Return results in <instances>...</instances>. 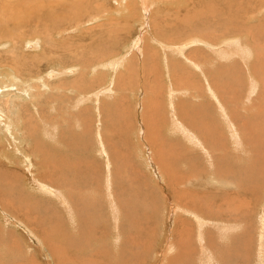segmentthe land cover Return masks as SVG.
<instances>
[{
	"label": "rangeland",
	"instance_id": "374dc122",
	"mask_svg": "<svg viewBox=\"0 0 264 264\" xmlns=\"http://www.w3.org/2000/svg\"><path fill=\"white\" fill-rule=\"evenodd\" d=\"M59 1L4 0L0 3V30L13 29L18 20L29 13L36 16L39 9L44 8L43 12L48 13L46 10L51 7L61 12L63 6ZM120 1L108 2L106 8L111 17L114 16L112 19L65 24L60 30H57L60 27L57 24L51 31V40L47 39L43 29L46 24L35 25V21L32 24L28 19L24 20L27 22L20 32L15 28L11 33L13 42L8 43L9 32L0 37V182L6 178L11 186L24 192L28 200L22 204L42 198L49 204L41 207L42 215L57 211L63 225L81 245L69 247L74 253L72 256L68 251L58 255L63 264H83L80 256L86 255V264H264V8L260 10L257 4H251L244 14L243 5L226 7L218 0H196L197 8L188 2L180 8L162 5L164 8L153 9L147 5L143 7L140 0V4L129 5L127 10L121 8L124 4ZM39 3L43 4L41 8ZM65 6L72 8L68 3ZM222 6L229 14H242L227 23L233 29L227 30L219 20L221 13L226 12ZM246 15L252 16L249 17L251 20H246ZM82 17L86 18L85 15ZM199 19L202 22L208 20L210 27H203ZM104 20L99 37L102 42L99 43V33L96 35L99 30L94 26ZM199 25L201 27L197 28ZM75 29L77 31L73 32ZM86 30L91 34V40L85 41L81 34ZM199 30L203 33H196ZM234 34H238V44L234 51L232 47L229 49L231 59L221 58V50L213 41L217 44L221 38L236 37ZM62 36L63 40L55 43ZM33 39L39 42L37 46ZM97 43L104 49L98 50ZM75 44L84 45L83 48L90 44L89 47L96 46L97 49L88 54L83 50L85 58H73L70 50ZM224 47L221 44V48ZM48 48L49 53H45ZM194 54L207 60L210 56L211 65L202 64L203 57ZM89 55L96 59H92L91 66L85 62ZM81 66L85 68L84 72ZM64 68L73 72L54 75ZM212 76L220 81L229 80V85L218 88L217 92L212 88ZM252 78L258 82L253 90L250 89ZM61 83L81 84L77 88L85 92L90 88L101 91L98 99L93 92L91 104L78 105L75 113V109L64 104L66 100L60 95ZM211 90L217 92L221 104L227 103L225 111ZM218 93H223L222 97ZM66 94V97L70 95L68 91ZM97 103L99 115L95 108ZM62 114L65 121L60 117ZM25 119L31 122V139L25 137V132H31ZM76 119L80 123L75 122ZM41 145L53 149L61 170L65 158L79 156V149L84 150L85 159H72L66 167L71 162L84 164L82 170L90 178L60 174L51 169L54 165L48 168L51 176H44L41 157L36 152V147ZM223 174L228 177H222L228 186L219 181ZM237 179L241 183H235ZM32 180L40 181L34 184ZM70 184L78 192L76 200V195L68 191ZM238 184L246 189L241 186L243 190L237 189ZM205 191L209 192L208 196L203 194ZM4 197L0 198V224L3 225V228L0 225V233L10 232L11 235L5 242L0 234V240L5 242L0 246V264H58L43 240L45 235L38 231V224L32 226L23 219L15 221L10 216L9 211L17 217L22 216L19 200L15 201L11 211L8 204L13 196ZM89 211L94 215L103 212V217L95 216L90 221L84 218ZM59 212H63L65 218ZM81 212H85L84 215ZM219 221H222L220 225ZM81 229L88 230L84 231L87 235L95 233L92 234L95 238L84 235ZM65 236L60 239L61 248L71 240ZM168 244L171 246L167 247ZM4 245H8L9 251ZM100 248L104 250L100 251L101 255ZM89 252L93 257L88 255ZM118 252L125 253L123 260ZM74 255L78 259L74 260Z\"/></svg>",
	"mask_w": 264,
	"mask_h": 264
},
{
	"label": "bare ground",
	"instance_id": "6f19581e",
	"mask_svg": "<svg viewBox=\"0 0 264 264\" xmlns=\"http://www.w3.org/2000/svg\"><path fill=\"white\" fill-rule=\"evenodd\" d=\"M4 0H0V3H4L3 2ZM59 1V0H58ZM121 1H123L122 3L124 4V5H122V3H120V5H122V6H124V7H121L120 5V7L121 8H125V9H127L128 10V6L130 5V6H136V3L137 4H140L141 2H140V0H121ZM120 1V2H121ZM143 2H142V5H143V7H145L144 5H147V7L148 8H153V9H155V8H159L160 6L162 7V8H164V6L166 5L167 7H179L180 5H187L188 4V2H192V4L194 5V3H195V1L196 0H142ZM201 1V0H200ZM218 1H220L221 3H222V5H224V6H226V7H232V6H235V5H243L244 6V14L246 13V12H248V10H249V8L251 7V4H257V6L260 8V10L261 9H263L264 8V2L263 1H258V0H218ZM37 2V1H36ZM44 2H46V1H44ZM61 2H62V6H63V9H62V11L60 12V11H58V9L57 10H55L54 8H51V7H48L47 5V7L48 8H50L51 10H46V11H49L48 13H45V12H43V9H42V11L39 9V11H40V13L39 14H36V16H31L32 14H27V15H25V17L24 18H22L20 21L18 20V24H16V26L15 25H13V29L11 28V29H8V30H6V31H3L2 29L0 30V37H3L4 35L6 36L7 35V33L9 32V34L7 35V38H9V40H8V43L10 42V41H12V36L13 35H11V33H14V31H15V28H16V32L17 31H19L20 29H21V27H23V24H26V22L27 21H24L25 19H28V21H32L31 23L33 24L34 22L33 21H35V25H38V24H41L42 26H44V24H46V26L45 27H43V29H44V31H45V34H46V37H47V39L48 40H51V36L53 35L52 33L53 32H51L52 30H55L56 29V25L58 24V25H60V27L57 29V30H60L61 29V27L63 26V25H65V24H67V25H74V23H76L77 25L78 24H81V23H83V22H89V21H99V20H102V19H105L106 21H107V19H112L113 17H111L112 15H111V12H110V10H108L106 7L108 6V2H109V0H61ZM54 3V2H53ZM52 3V4H53ZM59 3H60V1L59 2H57L56 3V5L55 6H57V5H59ZM66 3H68V4H70L71 6H72V8H67L65 5H66ZM119 3V2H118ZM29 4H30V2H29ZM37 4H38V2H37ZM51 4V5H52ZM191 4V6H193ZM39 5H40V3H39ZM41 5H43V4H41ZM41 5H40V8H41ZM54 5V4H53ZM162 5H164V6H162ZM200 5V4H199ZM54 6V7H55ZM110 6V5H109ZM141 6V5H140ZM155 6H157V7H155ZM190 5H188V7H189ZM195 7L194 8H197L196 7V5H194ZM28 7V6H27ZM35 7H37V6H35ZM177 7V8H178ZM181 7V6H180ZM179 7V8H180ZM187 7V6H186ZM4 8V7H3ZM59 8H60V6H59ZM190 8V7H189ZM201 8V7H200ZM172 9V8H171ZM170 9V10H171ZM199 9V8H198ZM197 9V10H198ZM222 9H224L223 8V6H222ZM120 10V9H119ZM133 9H131V11H132ZM161 10V9H160ZM180 10V9H179ZM178 10V11H179ZM226 12L225 13H221V16H220V21H222V24H223V26L227 29V30H230V29H233V26H231V25H227V23L228 24H230L231 23V20L233 19V18H237V17H239V16H241L242 14H238V13H232V14H229V10H226V9H224ZM113 11V10H112ZM117 11V10H116ZM169 11V10H168ZM167 11V12H168ZM172 11V10H171ZM107 12H108V14H107ZM114 12V11H113ZM121 11H119V13H120ZM164 12V11H163ZM166 12V13H167ZM183 12V11H182ZM198 12V11H197ZM201 12V11H200ZM34 13V12H33ZM169 13V12H168ZM189 13V12H188ZM23 14H24V12H23ZM34 14V15H35ZM116 14V13H115ZM122 14H124L125 15V13H122ZM173 14V13H172ZM184 14V13H183ZM206 14V13H205ZM234 14H235V16H234ZM20 14H18L17 16H19ZM86 16V18H83L82 16ZM110 15V17H108V16ZM127 15V14H126ZM131 15H132V12H131ZM199 15V17H200V14H198ZM133 16V15H132ZM181 16V15H180ZM9 17H11V16H9ZM128 17L130 18L131 16H130V14L128 13ZM244 17H245V15H244ZM249 17H252V16H250V15H246V20H251ZM3 18V17H2ZM6 18V17H5ZM17 18V17H16ZM196 18V17H195ZM202 19H203V17H201ZM211 18V17H210ZM122 19V18H121ZM125 19V18H124ZM207 19V18H206ZM217 19V20H218ZM105 20L104 21H102V22H100V23H98L96 26H94L95 28L96 27H98V30L99 31H97L96 32V35L99 33V35H97L98 37V42L99 43H101L102 42V38H99L100 36H101V30L103 31V29L101 28L102 26H104V22H105ZM218 20V21H219ZM13 21H14V19H13ZM178 21V20H177ZM206 21H208V20H206ZM206 21H204V22H202L200 19L198 20V22H201L200 24L203 26V27H205L206 29H208L210 26H209V24L206 22ZM6 22V21H5ZM182 22H184V21H182ZM225 22H226V24H225ZM54 24V25H51V24ZM193 23H195V22H193ZM14 24H15V22H14ZM159 24V23H158ZM189 24H191V23H189ZM199 24V23H198ZM34 25V26H35ZM6 26H7V28H9L8 26L9 25H7L6 24ZM157 26V25H156ZM201 26L199 25V26H197V28H200ZM3 28H4V26H3ZM50 28V29H49ZM100 28H101V30H100ZM89 29H91V28H89ZM89 29H87V30H89ZM248 29V28H247ZM264 29V28H263ZM263 29H261V30H263ZM87 30H86V32H84V31H81V34L83 33V38H84V40L86 41L87 39H89V40H91L92 39V37H91V34L90 33H88L87 32ZM105 30V29H104ZM186 30H187V28H186ZM201 30V29H200ZM199 30V31H200ZM77 31V29H75L73 32H76ZM118 30H116V32H117ZM158 31V30H157ZM192 31V30H191ZM205 31V30H204ZM20 32V31H19ZM86 33H88V34H86ZM190 33V32H189ZM196 33H203V30L202 31H200V32H196ZM103 34H104V32H103ZM102 34V35H103ZM191 34H192V32H191ZM65 36V35H64ZM64 36H62L61 38H59V40H56L55 41V43H57V42H60V41H62L63 40V38H64ZM187 36V35H186ZM233 36H236V37H234V38H231V39H229V40H227V37H224V38H221V41L219 42V43H217L216 44V42L215 41H213L214 42V44L216 45V47L219 49V50H221V53H220V56H221V58L222 57H226L227 59H231V57H230V55H232L231 54V51L229 50L231 47V49H233L232 51H234V48H236L237 47V44H238V39H237V37H238V34L236 35V34H234ZM203 37V36H202ZM97 38H96V40H97ZM152 38V40L154 39V37H151ZM205 38V37H204ZM219 39H220V37H218ZM106 39V38H105ZM206 39V38H205ZM14 40V39H13ZM194 40V39H193ZM198 40V39H197ZM207 40V39H206ZM34 41V42H33ZM72 41H76V40H72ZM105 41V40H104ZM202 41H204V39L203 40H201V42ZM13 42V41H12ZM32 42L37 46V44L39 43L37 40H32ZM7 43V42H6ZM33 43H32V45H33ZM90 43H91V41H90ZM162 43V42H161ZM11 44V43H10ZM60 43H58V45H59ZM92 44V43H91ZM185 44V43H184ZM201 44V43H200ZM208 44V43H207ZM210 44V43H209ZM221 44H223V47H224V44H226L225 45V47L224 48H221ZM54 45V44H53ZM93 45H95V44H93ZM97 45H98V50H100V48L101 49H104V48H102V46L100 45V44H98L97 43ZM99 45L101 46V47H99ZM11 46V45H10ZM74 46V45H73ZM84 46V45H83ZM83 46L82 47H79V46H77L76 44H75V46L74 47H72L71 49L72 50H70V54H72L73 55V58H85V56H84V53H83V50L86 52V54H88L89 52H92V53H95V51H96V46L94 47V46H92V47H89L90 46V44H87V46L86 47H84L83 48ZM177 46V45H176ZM185 46V45H184ZM208 46V45H207ZM206 46V47H207ZM236 46V47H235ZM51 48H52V45L50 46ZM49 47V48H50ZM55 47H56V45H55ZM178 47V46H177ZM180 47V46H179ZM205 47V46H204ZM211 47H214V46H211ZM216 47H214V48H216ZM49 48H48V51H44L45 53H49ZM50 48V49H51ZM57 48V47H56ZM107 48V47H106ZM7 49V48H6ZM54 49V48H53ZM94 49V50H93ZM207 49V48H206ZM209 50H211V49H209ZM236 50V49H235ZM54 51V50H53ZM57 51V50H56ZM77 51H80V52H77ZM101 51V50H100ZM180 51H182V50H180ZM198 52H200L201 54H202V51H198ZM51 53V52H50ZM79 53H81V55L79 54ZM100 53H102V52H100ZM99 53V54H100ZM108 53V52H107ZM96 54H98V53H96ZM182 54V53H181ZM75 55H77V56H75ZM94 55V54H93ZM93 55H89L90 57H91V59H90V57L89 56H87L86 58H88L87 60L85 59V62L88 64V65H90L91 63H92V59L93 60H95L96 61V59L95 58H92L93 57ZM195 55V54H194ZM197 55V54H196ZM195 55V56H196ZM203 55V54H202ZM202 55H197L198 57H203ZM192 56V55H191ZM94 57H96V56H94ZM233 57V56H232ZM105 58V57H104ZM189 58V57H188ZM209 58H210V56L208 57V60L205 58V57H203L202 59H201V63L202 64H204V65H206V64H209V65H211V62L209 61ZM211 58H213V57H211ZM98 59V58H97ZM106 59V58H105ZM198 59V58H197ZM48 60V59H47ZM100 61H102V60H100ZM114 61V60H113ZM232 61V60H231ZM15 62V61H14ZM196 62V61H195ZM98 63V62H97ZM118 63V62H117ZM199 63H200V58H199ZM200 63V64H201ZM15 64H17V63H15ZM111 64V63H110ZM87 65V66H88ZM86 66V65H85ZM91 66V65H90ZM102 66H105V65H102ZM198 67H200V66H198ZM63 68V67H62ZM81 68H82V72H84L85 70V68L83 67V66H81ZM89 68V67H88ZM109 68V67H108ZM94 69H95V67H94ZM58 70H60L59 68H58ZM204 71V70H203ZM65 72L66 73H71V72H73L72 70H70L69 71V69L68 68H64L63 70H61V71H59V72H54V75L55 76H62V75H64L65 74ZM61 73H63L62 75H61ZM79 74H80V72H79ZM186 74V73H185ZM209 74L211 75L212 73H211V71L209 70ZM53 75V76H54ZM81 75V74H80ZM52 76V75H51ZM50 76V77H51ZM207 76H208V74H207ZM32 77V76H31ZM206 77V76H205ZM249 77V76H248ZM251 77H252V75H251ZM254 77V76H253ZM97 78H98V76H97ZM31 79V78H30ZM65 79V78H64ZM58 80H60V79H58ZM252 80H253V86L250 88L251 90H253L254 88H255V86H256V84L258 83L256 80H254L253 78H252ZM89 81V80H88ZM92 81V80H91ZM183 81V80H182ZM211 81H212V88L213 89H215L217 92L219 91V89L218 88H220V87H222V86H224V87H226V85H229V80L227 81H220L219 80V78H217V77H215V76H212V79H211ZM43 82V81H42ZM100 82V81H99ZM184 82V81H183ZM251 82V81H250ZM110 83V82H109ZM108 84V83H107ZM111 84V83H110ZM209 84H210V82H209ZM250 84V83H249ZM44 85H45V83H44ZM208 85V84H207ZM60 86V88H61V90H62V93L60 94L61 96H63L64 98H65V100H66V103H64L65 104V106L68 104L70 107H71V109H75L76 111H75V113H77V109H79V107H78V105H81V104H84L85 105V103H89V104H91V99H90V97L93 95V92H95V99H98V97H99V91H101V90H99V91H95L94 89H92V88H90V91H88V92H85V91H83V90H79V89H82V88H77V87H80L81 86V84L79 85V84H76V86H71L70 84H68V85H62V83H61V85H59ZM109 86V85H108ZM30 87V86H29ZM39 87V86H38ZM210 87V86H209ZM224 87H222V88H224ZM97 88V87H96ZM104 88V87H103ZM107 88V87H106ZM189 88V87H188ZM211 88V89H212ZM23 89H25V88H23ZM57 89V88H56ZM110 89V88H109ZM193 89V88H192ZM221 91L220 92H222L223 90L222 89H220ZM41 91V90H40ZM68 91V93H70V95L68 96V97H66V92ZM105 91V90H104ZM103 91V92H104ZM211 91H214V90H211ZM226 91V90H225ZM5 92V91H4ZM23 92H25V90H23ZM42 92V91H41ZM183 92V91H182ZM187 92V91H186ZM192 92V91H191ZM216 92V93H217ZM71 93H72V95H71ZM214 93H215V91H214ZM214 94V95H216V97H217V100L219 99L218 98V96H217V94ZM24 94V93H23ZM27 94V93H26ZM219 94V93H218ZM223 94V93H222ZM221 94V95H222ZM225 94H226V92H225ZM240 94V93H239ZM30 95H32L31 93H30ZM65 95V96H64ZM91 95V96H90ZM197 95V94H196ZM220 95V94H219ZM220 95V96H221ZM21 96H23V95H21ZM181 96V95H180ZM222 97V96H221ZM19 98H21V97H19ZM31 98H33V97H30V99ZM93 98V97H92ZM57 100H59L58 98H57ZM72 100H75V102H73V103H71L70 101H72ZM102 100V99H101ZM214 100H216V99H214ZM8 101V100H7ZM10 102V101H9ZM98 102V101H97ZM218 102H219V104H221L222 102L221 101H219L218 100ZM8 103V102H7ZM24 103V102H23ZM58 103H59V101H58ZM70 103V104H69ZM96 104V103H95ZM31 105H33V104H31ZM218 105V104H217ZM226 105H227V103H226ZM225 104H221V107H222V109L225 111V107L224 106H226ZM13 106V105H12ZM63 106V105H62ZM10 107V106H9ZM19 107V106H18ZM81 107V106H80ZM14 108V107H13ZM17 107L15 106V108L14 109H16ZM34 108V107H33ZM64 108V107H63ZM62 108V109H63ZM96 109H97V115H99L100 114V110H99V104L97 103V107H95ZM65 109V108H64ZM13 110V109H12ZM70 109H68L67 111H69ZM219 110V109H218ZM27 111V110H26ZM63 111V110H62ZM84 111V110H83ZM36 112V111H35ZM61 112V111H60ZM79 112V111H78ZM223 112V111H222ZM224 113V112H223ZM226 113V112H225ZM63 114H66V113H63ZM61 115L60 117L61 118H63V119H61V120H63V121H65V118H64V115ZM86 114V113H85ZM192 114V113H191ZM15 115V114H14ZM43 115V114H42ZM49 115V114H48ZM58 115V114H57ZM192 115H195V114H192ZM225 115V114H224ZM16 116V115H15ZM63 116V117H62ZM70 117V116H69ZM73 117V116H72ZM227 117H228V115H227ZM68 119V118H67ZM230 119V118H229ZM20 120V119H19ZM26 120V124L29 126V128L28 129H30L31 128V132H29V134H28V132H25V137L27 136V137H29V138H27V139H31L30 138V136H31V134L30 133H32V126H31V122H29L27 119H25ZM52 120V119H51ZM56 120V119H55ZM4 121V120H3ZM23 121H24V119H23ZM206 121V120H205ZM233 121V120H232ZM5 122V121H4ZM9 122V121H8ZM17 122V121H16ZM57 122H59V120H57ZM67 122V121H66ZM75 122H78V123H80L77 119L75 120ZM20 123V122H19ZM23 123V122H22ZM25 123V122H24ZM99 123V122H98ZM59 124V123H58ZM71 124V123H70ZM37 125V124H36ZM72 125V124H71ZM76 125H77V123H76ZM80 125V124H79ZM100 124H98V126H99ZM24 126V125H23ZM82 126V125H81ZM191 126V125H190ZM5 127V126H4ZM61 127V126H60ZM200 127V126H199ZM231 127V126H230ZM26 128V127H25ZM5 129V128H4ZM19 129V128H18ZM235 129V128H234ZM232 130V129H231ZM23 131V130H22ZM28 131V130H27ZM10 132L11 133H13L12 132V127H10ZM23 133V132H22ZM233 133H234V131H233ZM9 134V133H8ZM28 134V135H27ZM33 135H34V133H33ZM35 136V135H34ZM232 136V135H231ZM33 137V136H32ZM84 138V137H83ZM100 138V137H99ZM81 140V139H80ZM78 141H79V139H78ZM84 140L82 139V142H83ZM28 142V141H27ZM75 142H77V140H75ZM100 143V142H99ZM198 143V142H197ZM46 144V143H45ZM42 146V145H41ZM36 147V152L40 155V157H41V164H42V173H43V175L44 176H51L50 175V173L48 172V168L51 166V165H54L51 169L53 170V171H59V173L60 174H63V175H66L67 176V173H69V174H75V175H78V176H81L80 177V179H86V178H90V176H88L87 175V173H85V171H83L82 169H83V166H85L84 164H80V163H78V164H73V162H71V164H69L67 167H66V165L72 160V159H85L86 158V156L84 155V150H82V149H79L80 150V155L79 156H76V155H72V156H70L69 158H63L64 159V162H63V167H62V170H63V172H62V170H61V165L59 164V162L57 161V160H55L56 158H57V156H56V154L55 153H53L52 151H53V149H51L50 147H45V146H42V147ZM199 146V145H198ZM21 149V148H20ZM26 150V149H25ZM27 151V150H26ZM82 151V152H81ZM28 152V151H27ZM30 152V151H29ZM28 152V153H29ZM35 152V153H36ZM52 152V153H51ZM31 155H33L32 153H31ZM34 156V155H33ZM208 156V155H207ZM176 157V156H175ZM35 159V158H34ZM33 159V160H34ZM62 159V158H61ZM178 159V158H177ZM80 161V160H79ZM36 163V162H35ZM4 164V163H3ZM35 165V164H34ZM6 166V165H5ZM13 166V165H12ZM15 166V165H14ZM35 166H37V164L35 165ZM41 166V165H40ZM39 166V167H40ZM152 166V165H151ZM2 167V166H1ZM3 168V167H2ZM10 168H12V167H10ZM16 168V167H15ZM27 168V167H26ZM7 169V168H6ZM37 169V168H36ZM40 170H41V168H39ZM85 169H87V168H85ZM3 169H1V171H2ZM21 170V169H20ZM14 171V170H13ZM53 171H52V173H53ZM178 171V170H177ZM225 171H227L228 173H231L229 170H225ZM11 172H12V170H11ZM34 172H37V171H34ZM40 172V171H39ZM117 172H119V171H117ZM22 173V172H21ZM116 173V172H115ZM254 173V172H253ZM17 174V173H16ZM41 174V173H40ZM42 175V176H43ZM9 176H10V174H9ZM33 176H35V175H33ZM16 177V176H15ZM40 177V176H39ZM222 177H226V179H228V177L225 175V174H223L221 177H220V179H219V181H221L222 183H227ZM36 178H38L37 177V175H36ZM197 179V178H196ZM109 180V179H108ZM174 180H176L175 178H174ZM187 180V179H186ZM243 180V179H242ZM10 181H11V179H10ZM39 181L40 180H32V182L34 183V184H39ZM50 181V180H49ZM71 181H73V179H71ZM87 181V180H86ZM105 181V180H104ZM166 181H167V179H166ZM198 181V180H197ZM199 181H201L202 182V179L200 178V180ZM247 181V180H246ZM47 182V181H46ZM112 182V181H111ZM177 182V181H176ZM236 182H238V183H241V181H238V179H237V181H235V183ZM244 183H245V181H243ZM248 182V181H247ZM250 182H251V179H250ZM48 183V182H47ZM50 183H52V182H50ZM179 183V182H178ZM190 183V182H189ZM243 183V184H244ZM191 184V183H190ZM201 184V183H200ZM182 185V184H181ZM192 185H194V181H193V183H192ZM21 186V185H20ZM41 186V185H40ZM46 186V185H45ZM54 186H57V185H55L54 184ZM203 186H205L206 187V183H203ZM224 186V185H223ZM225 186H228L227 184H225ZM239 186H241L242 187V185L241 184H238V187ZM248 186V185H247ZM246 186V187H247ZM63 187V186H62ZM116 187V186H115ZM135 187V186H134ZM200 187V186H199ZM237 187V186H236ZM237 187V189H241V187H239L238 188ZM50 188V187H49ZM48 188V189H49ZM110 188V187H109ZM243 189H246V188H244V187H242ZM45 189V188H44ZM98 189V188H97ZM172 189V188H171ZM243 189H241V190H243ZM75 188H74V186L72 185V184H70L69 185V187H68V191L70 192V194H72L71 192H73L74 193V195H76V196H74V197H76L75 198V200L76 199H78L77 197L79 196L78 195V192L76 193L75 191ZM96 190V189H95ZM57 191V190H56ZM67 191V192H68ZM129 191V190H128ZM211 191H213V192H215L214 190H211ZM235 191H238V190H234V192ZM240 191V190H239ZM55 192V191H54ZM59 192H61V191H59ZM92 192V191H91ZM106 192V191H105ZM111 192V191H110ZM109 192V193H110ZM132 192H134V191H132ZM232 192V191H231ZM244 192V191H243ZM49 193L50 194H52V191L50 190L49 191ZM62 193V192H61ZM93 193H95V192H93ZM115 193V192H114ZM113 194V193H112ZM203 194H205V195H207L208 196V194H209V192L208 191H205ZM224 194H225V192H224ZM4 195H9V196H13L12 198H11V202L8 204V206H10L12 209H11V211H13V206L16 204V202L15 201H18L19 200V205H21L22 204V202L24 201V200H28V199H25V198H27L28 196L27 195H24V192H22L21 190H19V189H16V188H14L13 186H11V184L10 183H8V181H7V179L6 178H4V179H2V181L0 182V198L2 199V198H6V197H4ZM93 195V194H92ZM108 195V194H107ZM111 195V194H110ZM121 195V194H120ZM134 195V194H133ZM168 195V194H167ZM171 195V194H170ZM58 196V195H57ZM116 196V195H115ZM115 196H114V198H115ZM62 197V196H61ZM89 197V196H88ZM87 197V200L89 199ZM111 197H113V195L111 196ZM110 197V199H112ZM117 197V196H116ZM60 198V197H59ZM64 198V197H63ZM75 200H72V202L74 203V201ZM84 200V199H83ZM85 200H86V198H85ZM116 200V199H115ZM114 200V201H115ZM106 201V200H105ZM111 201V200H110ZM68 202V201H67ZM80 202H82V200L80 201ZM87 202V201H86ZM112 202V201H111ZM72 203V204H73ZM84 203V202H83ZM82 203V204H83ZM170 203V202H169ZM25 204V205H24ZM62 204V203H61ZM64 204V203H63ZM66 204V203H65ZM81 203H79L78 205H80ZM108 204V203H107ZM116 204V203H115ZM43 205H45L46 207H48L49 206V204H47L46 202H44V200L42 199V198H40V199H37V200H35V201H28V202H24L23 204H22V207H21V213H22V216H19V217H17V215H16V213H10V211H9V214H10V216L12 217V218H14L13 220H15V221H17V219H19V220H21V219H23V220H25L27 223H30L32 226L33 225H35V224H38V225H36V226H38V231H40L41 232V234H44L45 235V239H43L44 241H45V243L47 244L46 246L51 250V252H52V254H53V256L55 257V261L58 263V264H60L61 263V259H62V257L61 256H59V257H61V259H59V257H58V255L59 254H61L62 255V252H69L70 254H71V256L74 254V253H72V250L69 248L70 246H78V247H81V245L80 244H78L77 243V241H76V238L74 237V236H72L71 234H70V232L67 230V228L63 225V223H62V221H61V218H60V216H59V214L57 213V211L55 210V213H51V214H49V212H48V214L49 215H42V213H41V211H42V209H41V207H43ZM113 205V204H112ZM6 206V205H5ZM72 206V205H71ZM75 206H77V205H75ZM118 206V205H117ZM170 206V208H171V206H172V203H171V205H169ZM51 207V206H50ZM193 207L194 208H197L198 207V204L197 205H193ZM44 208V207H43ZM65 208V207H64ZM69 208V207H68ZM83 208V207H82ZM182 208V207H181ZM2 209V208H1ZM46 209V208H45ZM51 209V208H50ZM66 209V208H65ZM79 209V208H78ZM86 209V208H85ZM84 209V210H85ZM88 209V208H87ZM183 209V208H182ZM186 209V208H185ZM188 209V208H187ZM186 209V210H187ZM3 211H5L4 209H2ZM1 210V211H2ZM7 210V209H6ZM152 210V209H151ZM189 210H191V209H189ZM46 211V210H45ZM45 211H44V213L43 214H45ZM79 210H77V212H78ZM86 211V210H85ZM92 211H93V209H92ZM92 211H89V213H85V212H81L82 213V215H84L83 213H85V216H84V218L86 217L88 220H92V219H94V218H102L103 217V212H99L98 214H96V215H94L95 213L94 212H92ZM143 211V210H142ZM180 211V210H179ZM52 212V211H51ZM54 212V211H53ZM71 212V211H70ZM92 212V213H91ZM152 212V211H151ZM183 212V211H182ZM193 213H194V211H192ZM197 214H198V211L196 210L195 211ZM60 214H61V216L62 217H64L65 218V214L63 213V212H59ZM97 213V212H96ZM72 214V213H71ZM149 214V213H148ZM68 215H70V214H68ZM144 215V214H143ZM191 215V214H190ZM194 215V214H193ZM199 215V214H198ZM78 216V215H77ZM80 216V215H79ZM96 216V217H95ZM106 216V215H105ZM195 216H197V215H195ZM202 216V215H201ZM264 216V215H263ZM7 217H8V219L10 218L9 217V215H7ZM41 217V218H40ZM46 217V218H45ZM73 217V216H72ZM82 217V216H81ZM80 217V218H81ZM107 217V216H106ZM110 217H112V216H110ZM150 217V216H149ZM79 218V219H80ZM83 218V217H82ZM109 218V217H108ZM196 218V217H195ZM262 218V217H261ZM151 219V218H150ZM194 219V218H193ZM199 219V218H198ZM202 219H203V217H202ZM207 219V218H206ZM45 220V221H44ZM75 220H77V219H75ZM83 220V219H82ZM262 220V219H261ZM22 221V220H21ZM20 221V222H21ZM29 221V222H28ZM149 221V220H148ZM197 220H195V222H196ZM88 222V221H87ZM100 222V221H99ZM116 222V221H115ZM118 222V221H117ZM200 223H201V221H199ZM206 222V221H205ZM18 223V222H17ZM27 223L25 224V225H27ZM95 223H96V221L94 222V220H93V224L95 225ZM98 223V222H97ZM102 223H104V222H102ZM200 223H198L199 225L198 226H200ZM222 223V221H219L218 222V225H220ZM78 224H80V223H78ZM100 224V223H99ZM189 224V223H188ZM204 224V221H203V223L201 224V226ZM206 224V223H205ZM1 225V224H0ZM87 225V224H86ZM93 225V226H94ZM102 226H103V224H101ZM109 225V224H108ZM217 225V224H216ZM225 225V224H224ZM227 225V224H226ZM225 225V226H226ZM3 225H1V228H3L2 227ZM81 226V225H80ZM92 225H91V223H90V227H91ZM96 226V225H95ZM101 226V227H102ZM200 226V227H201ZM75 227V226H74ZM85 227V226H84ZM83 227V229H86V228H84ZM90 227H88V228H90ZM100 227V228H101ZM200 227H199V229H200ZM221 227V226H220ZM34 228H37V227H34ZM98 228V227H97ZM96 228V229H97ZM100 228H98V229H100ZM98 229H97V231H98ZM102 229H103V227H102ZM115 229V228H114ZM206 229V228H205ZM2 230V229H1ZM76 230H77V228H76ZM101 230V229H100ZM99 230V231H100ZM107 230V229H106ZM3 231V230H2ZM1 231V232H2ZM12 231V230H11ZM29 231H30V229H29ZM35 231V230H34ZM81 231H82V233H84V231L85 232H87L86 230H82L81 229ZM94 231V230H93ZM130 231V230H129ZM146 231V230H145ZM203 231H204V229H203ZM209 231V230H208ZM226 231V230H225ZM33 232V231H32ZM90 232V231H89ZM105 232V231H104ZM107 232V234L109 233L108 231H106ZM170 232V231H169ZM173 232H174V230H173ZM74 233V232H73ZM79 233V232H78ZM98 233V232H97ZM1 235H2V241H5V239L7 240L8 238H9V236L11 235V233L10 232H6V233H4V232H2V233H0ZM86 233H84V235H85ZM88 234V233H87ZM86 234V236H89V235H87ZM93 234V233H92ZM91 234V235H92ZM95 234V233H94ZM93 234V235H94ZM103 234H105V233H103ZM9 235V236H8ZM63 235H66L69 239H71L72 241H73V243H71V240H69V242L67 241V243L63 246L64 248H61L60 247V245L59 244H61L60 243V239H61V237L63 236ZM90 235V236H91ZM93 235H92V238H95V236L93 237ZM106 235V234H105ZM204 235V234H203ZM202 235V236H203ZM221 235H225V234H221ZM65 236V237H66ZM101 236V235H100ZM177 236V235H176ZM201 236V237H202ZM205 236V235H204ZM67 237H66V239H67ZM80 237V236H79ZM196 237V236H195ZM198 237H200V236H198ZM90 238V237H89ZM99 238V237H98ZM101 238V237H100ZM171 238V237H170ZM203 238V237H202ZM200 239L199 238V240H203V239ZM207 238V237H206ZM66 239H65V241H66ZM82 239V238H81ZM116 239V238H115ZM205 239V238H204ZM90 240V239H89ZM99 240V239H98ZM117 240V239H116ZM171 240V239H170ZM1 240H0V246H2L5 242H2ZM83 241H84V238H83ZM167 241V240H166ZM169 241V240H168ZM167 241V243H171V242H168ZM180 241V240H179ZM86 242V241H85ZM131 242V241H130ZM202 242V241H201ZM75 243V244H74ZM87 243V242H86ZM85 243V244H86ZM166 243V242H165ZM176 243V242H175ZM43 244H44V242H43ZM84 244V243H83ZM89 244V243H88ZM87 244V245H88ZM98 244H99V242H98ZM116 244V243H115ZM45 245V244H44ZM90 245V244H89ZM132 245V244H131ZM169 245V244H168ZM5 246V249L7 250V247H8V245H4ZM84 246V245H83ZM101 246V245H100ZM127 246H130V243H128V245ZM171 246V244L169 245V246H167V247H170ZM85 247V246H84ZM99 247V246H98ZM104 247H106V245L104 246ZM103 247V249H105ZM114 247V246H113ZM201 247V246H200ZM73 248V247H72ZM87 248V247H86ZM106 248H108L109 249V247H106ZM183 248V247H182ZM166 249V248H165ZM76 250V249H75ZM78 250V249H77ZM107 250V249H106ZM129 250H131V249H129L128 248V251ZM171 250V249H170ZM182 250V249H181ZM7 251H9V249L7 250ZM6 251V252H7ZM94 251V250H93ZM100 251H104V250H101V248H100V250H99V252ZM123 251V250H122ZM178 251V250H177ZM126 252V251H125ZM136 252V251H135ZM8 254H9V252H7ZM6 253V254H7ZM98 253V252H97ZM127 253V252H126ZM130 253V252H129ZM175 253V252H174ZM75 254H76V252H75ZM88 254V253H87ZM90 254H92V253H90L89 252V256H92V255H90ZM100 255H101V252L99 253ZM135 254H137V253H135ZM134 254V255H135ZM5 255V254H4ZM64 255V254H63ZM84 255V254H83ZM86 255V254H85ZM95 255H96V249H95ZM98 255V254H97ZM118 255H119V258H120V260H123V255L125 256V253H123V252H118ZM126 255H128V254H126ZM75 256V255H74ZM77 256V255H76ZM75 256V257H76ZM87 256V255H86ZM83 257V256H80V259H81V257L83 258V264H86V263H88L87 261H85L84 260V258L86 259V258H88V257ZM107 256V255H106ZM74 257V258H75ZM93 257V256H92ZM96 257V256H95ZM114 258H115V260H116V256L114 255L113 256ZM70 258V257H69ZM68 258V259H69ZM72 258V257H71ZM91 258V257H90ZM173 258V257H172ZM182 258H183V256H182ZM66 259H67V257H66ZM66 259H65V261H66ZM76 259H78L77 257L74 259V260H76ZM108 259V258H107ZM107 259H106V263H107ZM133 259V258H132ZM178 259V258H177ZM188 259V258H187ZM63 260V259H62ZM73 260V261H74ZM87 260V259H86ZM48 261V260H47ZM71 261V259L68 261L67 260V263L68 262H70ZM78 261V260H77ZM77 261H75L76 263H77ZM81 261V262H82ZM131 261V260H130ZM175 261H177V260H175L174 259V262ZM183 261V260H182ZM112 262H113V260H112ZM121 262V261H120ZM120 262H118V263H120ZM51 263V262H50ZM78 263H80V262H78ZM94 263V262H93ZM185 263V262H184ZM2 264V263H1ZM43 264V263H42ZM61 264H63V263H61ZM66 264V263H65ZM92 264V263H91ZM97 264V263H96Z\"/></svg>",
	"mask_w": 264,
	"mask_h": 264
}]
</instances>
